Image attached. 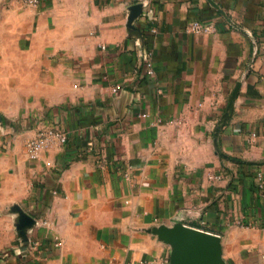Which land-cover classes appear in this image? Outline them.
<instances>
[{"label": "crops", "instance_id": "0c3cea01", "mask_svg": "<svg viewBox=\"0 0 264 264\" xmlns=\"http://www.w3.org/2000/svg\"><path fill=\"white\" fill-rule=\"evenodd\" d=\"M22 2L0 0V264H169L152 230L176 223L264 264V0ZM48 127L68 143L33 161Z\"/></svg>", "mask_w": 264, "mask_h": 264}, {"label": "water", "instance_id": "95a60500", "mask_svg": "<svg viewBox=\"0 0 264 264\" xmlns=\"http://www.w3.org/2000/svg\"><path fill=\"white\" fill-rule=\"evenodd\" d=\"M143 13V4H136L129 8L127 26L134 28L135 21ZM240 85L235 89L228 108V112L222 121V126L227 121L234 107V101L238 95ZM221 127V126H220ZM216 134L217 153L224 158L218 144V135ZM37 222L28 214L21 212L17 228L20 234L21 247L25 250L30 245L29 234ZM152 232L165 244L171 247V256L169 264H227L223 258L222 238L214 233L194 228L183 223H176L173 226L162 225L154 228Z\"/></svg>", "mask_w": 264, "mask_h": 264}, {"label": "built area", "instance_id": "2783aa9c", "mask_svg": "<svg viewBox=\"0 0 264 264\" xmlns=\"http://www.w3.org/2000/svg\"><path fill=\"white\" fill-rule=\"evenodd\" d=\"M23 7H34L39 6L40 0H22ZM189 31L195 35L201 34H211L218 32V27L214 24L204 23L202 21H195L193 22L190 27ZM103 49H106L102 46ZM148 67L149 75H153L154 72L152 70V63H146ZM122 90L120 85H117L113 91L115 93ZM144 118H148V114L142 115ZM159 123V122H158ZM180 123V122H178ZM68 143V135L63 132L62 130L54 127L43 128L39 130L35 136L29 143H28V155L31 160H38L41 154L54 146H66ZM211 180H221V176L211 175Z\"/></svg>", "mask_w": 264, "mask_h": 264}]
</instances>
